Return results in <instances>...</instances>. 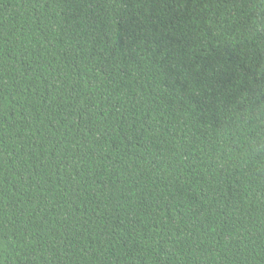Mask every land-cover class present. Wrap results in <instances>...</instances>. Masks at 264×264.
Masks as SVG:
<instances>
[{
    "label": "trees",
    "instance_id": "obj_1",
    "mask_svg": "<svg viewBox=\"0 0 264 264\" xmlns=\"http://www.w3.org/2000/svg\"><path fill=\"white\" fill-rule=\"evenodd\" d=\"M0 264H264V0H0Z\"/></svg>",
    "mask_w": 264,
    "mask_h": 264
}]
</instances>
